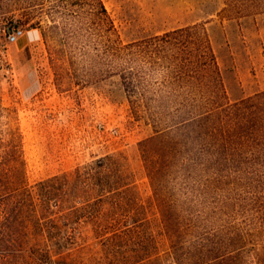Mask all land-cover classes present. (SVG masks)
I'll list each match as a JSON object with an SVG mask.
<instances>
[{
  "label": "rangeland",
  "instance_id": "obj_1",
  "mask_svg": "<svg viewBox=\"0 0 264 264\" xmlns=\"http://www.w3.org/2000/svg\"><path fill=\"white\" fill-rule=\"evenodd\" d=\"M101 2L125 44L187 26L205 30L225 89L218 102L234 104L264 92V0ZM92 3L0 0V137L8 127L20 132L27 181L35 184L115 156L145 204L157 237L158 256L150 264H175L173 246L210 228H216L226 247L198 252L195 244L189 248L191 259L186 250L174 252L176 257L201 264L246 245L242 257L247 264H264V175L229 172L225 166L214 176L205 167L196 166L192 173L187 163L177 169L187 175L192 199L180 207L170 204L163 174L173 172L170 162L180 158L167 149L176 138L157 135L143 110L132 109L119 76L106 73L104 31L92 15ZM73 14L88 22L83 36L74 32ZM16 30L22 34L9 41ZM144 150L157 162L152 184ZM186 224L192 229L183 231L180 226ZM194 225H203L205 232Z\"/></svg>",
  "mask_w": 264,
  "mask_h": 264
},
{
  "label": "trees",
  "instance_id": "obj_2",
  "mask_svg": "<svg viewBox=\"0 0 264 264\" xmlns=\"http://www.w3.org/2000/svg\"><path fill=\"white\" fill-rule=\"evenodd\" d=\"M90 9L102 23L108 76H119L132 109L143 110L157 135L183 138H173L167 146L180 156L170 162L173 172L163 174L170 204L180 207L192 199L187 175L178 170L187 163L192 173L205 167L214 176L225 166L229 172L264 175V92L234 104L217 101L225 97V89L205 30L187 26L125 44L101 0H93ZM73 15L74 32L83 36L88 22L83 15ZM4 135L0 264H150L158 256L147 208L119 158L107 155L30 184L20 132L8 127ZM145 153L152 184L157 162ZM180 227L185 231L193 225ZM205 233L179 241L174 252L189 254L195 244L198 252L226 247L216 228ZM245 248L232 247L201 264H214L215 259L217 264H247ZM174 252V263L186 264V256L179 260Z\"/></svg>",
  "mask_w": 264,
  "mask_h": 264
},
{
  "label": "built area",
  "instance_id": "obj_3",
  "mask_svg": "<svg viewBox=\"0 0 264 264\" xmlns=\"http://www.w3.org/2000/svg\"><path fill=\"white\" fill-rule=\"evenodd\" d=\"M22 34L21 30H16L8 35V40L13 42Z\"/></svg>",
  "mask_w": 264,
  "mask_h": 264
}]
</instances>
